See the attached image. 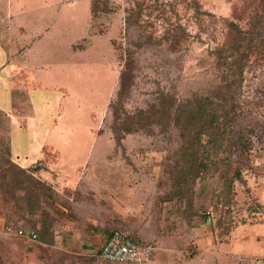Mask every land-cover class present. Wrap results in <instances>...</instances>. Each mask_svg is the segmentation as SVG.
I'll return each mask as SVG.
<instances>
[{
  "label": "rangeland",
  "instance_id": "rangeland-1",
  "mask_svg": "<svg viewBox=\"0 0 264 264\" xmlns=\"http://www.w3.org/2000/svg\"><path fill=\"white\" fill-rule=\"evenodd\" d=\"M255 29L264 40V0H0V68L7 58L17 64L15 107L0 111V174L27 187L11 165L27 174L39 165L32 173L53 195L16 203L0 191V264H53L58 256L68 264L66 251L88 252L85 263L138 264L100 257L103 230L119 227L151 246L144 264H264V41L246 49L232 106L249 148L231 191L217 172L186 176L179 130L151 121L161 94H223L217 49L230 53ZM129 62L124 107L140 121L131 132L113 126L110 107ZM17 123L24 128L12 137ZM11 223L38 239L9 235Z\"/></svg>",
  "mask_w": 264,
  "mask_h": 264
},
{
  "label": "trees",
  "instance_id": "trees-1",
  "mask_svg": "<svg viewBox=\"0 0 264 264\" xmlns=\"http://www.w3.org/2000/svg\"><path fill=\"white\" fill-rule=\"evenodd\" d=\"M254 31L255 32L252 33H247V31L244 32L245 37L237 38L233 44L231 43L229 48L232 51L230 53H224L225 48L217 49L218 58L222 66L223 79L226 80L223 94L216 95L217 98L210 96L195 98L194 96L185 100L175 99L174 101H171V98H173L170 97L171 95L161 94L158 97L160 104H154L151 110V121L153 123H163L165 125L168 124V126L173 125L174 128L179 130L180 138L183 143L180 148L183 151L182 156L185 164L183 167L185 171L190 173L186 174V176L196 177L202 173L209 174V170L217 172L225 179V183L228 185V192L233 188L234 179L242 177L243 169L241 164L249 148L246 142L247 132L243 130V128L237 129L233 125L236 117L233 116L235 111L232 106L235 104L234 99H237L238 89H241L244 81L243 71L247 65L246 60L250 54V50L247 52L246 49L250 46H260L264 41L263 38H259L260 34L257 30L255 29ZM127 66L129 68L122 71L117 97L110 103V107L113 108L115 120L113 126L131 132L135 130V125L140 121H137L136 116L127 114V110L124 107V100L133 83L130 62L127 63ZM163 117H165V121ZM118 120L121 122H116ZM238 140L240 146L236 144ZM8 150L11 154L10 148ZM42 155L44 156V152ZM15 157L18 160L20 159V156L18 157L15 155ZM42 157L32 164H36ZM13 164L15 166L11 165V174L13 172L17 176L24 175L28 178L30 184L27 185V187L21 186L15 189L13 184L8 182L7 174L5 172L0 174V191L5 195L7 193L11 196L6 197L14 199L16 203L20 200L38 202L42 196H44V200L53 198L51 185L48 184L47 181H42L34 176L32 173L38 172L41 169L39 165L33 166L32 172L27 174L18 163ZM18 190H23L24 194L17 195ZM43 208L45 209L44 206L41 207L40 205H36L31 210L38 211ZM34 224L36 223L34 222ZM8 225L9 224L6 226ZM11 225L14 224L11 223ZM14 226L21 228L17 225ZM115 230L125 232L120 227L111 231L103 230L105 234L101 243L102 246L107 242L110 234ZM127 234L128 237L133 239L136 243L140 245L146 244L130 233ZM11 236L14 237L15 235ZM15 237L23 239L24 242L29 241L27 236ZM103 260L108 262V260Z\"/></svg>",
  "mask_w": 264,
  "mask_h": 264
},
{
  "label": "built area",
  "instance_id": "built-area-1",
  "mask_svg": "<svg viewBox=\"0 0 264 264\" xmlns=\"http://www.w3.org/2000/svg\"><path fill=\"white\" fill-rule=\"evenodd\" d=\"M9 235L27 236L29 241H36V231H26L14 225L6 226ZM100 255L103 259L111 262H134L144 264L152 256L151 246L140 245L128 237V234L120 230L113 231L107 242L102 246Z\"/></svg>",
  "mask_w": 264,
  "mask_h": 264
},
{
  "label": "crops",
  "instance_id": "crops-1",
  "mask_svg": "<svg viewBox=\"0 0 264 264\" xmlns=\"http://www.w3.org/2000/svg\"><path fill=\"white\" fill-rule=\"evenodd\" d=\"M5 63V65L3 66V67H1L0 68V74L3 76V79H0V81H6L7 83H5V86H6V88H4V89H1V87H0V91L1 92H3L4 91V94L2 95V94H0V111L2 110V111H4L6 114H8L7 112H9V111H12L13 110V108L15 107L14 106V103H13V97H14V80H13V75H14V72H13V69L15 68V66L17 67V64L14 62V61H11V59H9L8 60V58H7V60L4 62ZM8 65V66H7ZM6 66H7V69H6V71H5V68H6ZM34 72V71H33ZM13 74V75H12ZM35 79V78H34ZM36 80V79H35ZM38 80H40V79H38ZM8 94V95H7ZM7 95V96H6ZM28 95H29V93H28ZM7 98V99H6ZM29 98H31V96L29 95ZM32 99V98H31ZM30 103L32 104V101H30ZM34 108V107H33ZM34 110H35V108L32 110L33 112H34ZM19 120V119H18ZM28 120V119H27ZM20 122V121H19ZM26 124H28L27 122H26ZM26 124H25V127H26ZM17 126H13L14 127V129H13V131H12V137H13V135L15 134V133H18L19 132V130H20V128H24L20 123H17L16 124ZM32 126H36L37 127V125L36 124H32ZM52 129H53V127H50L49 128V130H48V133H50L51 131H52ZM35 136H42L41 135V133H40V129L38 130V134L36 133V134H34ZM12 139V138H11ZM12 145H13V147H12V154H16V156H18L19 157V150H20V148H16V149H14V140L12 139ZM44 141L45 142H43L42 144H40V142L38 143V144H35V145H33L30 149L31 150H29V153H33V156L32 157H34V156H36L37 155V151H39V149H41V147H43L44 145H47V144H49V142L51 141V137H48V134H47V136H46V138L44 139ZM45 143V144H44ZM50 144H52V143H50ZM45 155V154H44ZM43 155H41V157H42ZM31 157V158H32ZM39 158H36V159H33L32 160V162L31 163H34V162H36L37 160H38ZM24 162H27V160H28V155H24ZM64 238H65V236L62 238V236L61 235H59V237H58V243H56V245H58L59 243H61V245L62 246H64V243L62 242V241H64ZM66 240V239H65ZM71 243V242H70ZM102 246V245H101ZM58 247L60 248L61 246L60 245H58ZM69 247H72L73 249H74V246H73V244L71 243V246L69 245ZM84 247H86V246H84ZM61 251V250H60ZM86 251V249L84 250V252ZM82 252V251H81ZM87 252V251H86ZM65 254H67V261H68V264H90V262H91V264H93L94 263V261L96 260H91L90 259V261H87L86 263L85 262H83V260L82 259H84V255H86V254H88V252L87 253H76V252H70V251H66V253ZM65 254H63L62 256H64ZM57 259H56V263L55 262H53V264H64L63 263V261H62V263H61V258L58 256V257H56ZM99 261V260H98Z\"/></svg>",
  "mask_w": 264,
  "mask_h": 264
}]
</instances>
